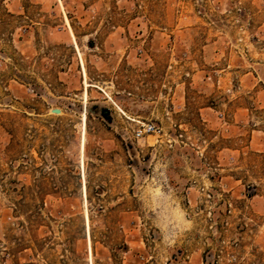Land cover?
Masks as SVG:
<instances>
[{
	"label": "rangeland",
	"instance_id": "obj_1",
	"mask_svg": "<svg viewBox=\"0 0 264 264\" xmlns=\"http://www.w3.org/2000/svg\"><path fill=\"white\" fill-rule=\"evenodd\" d=\"M0 264H264V0H0Z\"/></svg>",
	"mask_w": 264,
	"mask_h": 264
},
{
	"label": "clouds",
	"instance_id": "obj_2",
	"mask_svg": "<svg viewBox=\"0 0 264 264\" xmlns=\"http://www.w3.org/2000/svg\"><path fill=\"white\" fill-rule=\"evenodd\" d=\"M147 190L145 201L148 208H160L158 219L154 221L161 233L163 242L171 244L187 227V220L181 210L174 207V202L170 194L165 192L157 193L154 188Z\"/></svg>",
	"mask_w": 264,
	"mask_h": 264
},
{
	"label": "built area",
	"instance_id": "obj_3",
	"mask_svg": "<svg viewBox=\"0 0 264 264\" xmlns=\"http://www.w3.org/2000/svg\"><path fill=\"white\" fill-rule=\"evenodd\" d=\"M222 117V115H220ZM159 130L156 129L153 125H144L142 130L136 132V137H139L142 133H158ZM233 260H235L233 258Z\"/></svg>",
	"mask_w": 264,
	"mask_h": 264
},
{
	"label": "water",
	"instance_id": "obj_4",
	"mask_svg": "<svg viewBox=\"0 0 264 264\" xmlns=\"http://www.w3.org/2000/svg\"><path fill=\"white\" fill-rule=\"evenodd\" d=\"M54 113H59V110H53Z\"/></svg>",
	"mask_w": 264,
	"mask_h": 264
},
{
	"label": "crops",
	"instance_id": "obj_5",
	"mask_svg": "<svg viewBox=\"0 0 264 264\" xmlns=\"http://www.w3.org/2000/svg\"><path fill=\"white\" fill-rule=\"evenodd\" d=\"M219 115H221V114L219 113Z\"/></svg>",
	"mask_w": 264,
	"mask_h": 264
},
{
	"label": "bare ground",
	"instance_id": "obj_6",
	"mask_svg": "<svg viewBox=\"0 0 264 264\" xmlns=\"http://www.w3.org/2000/svg\"><path fill=\"white\" fill-rule=\"evenodd\" d=\"M88 227V226H87Z\"/></svg>",
	"mask_w": 264,
	"mask_h": 264
}]
</instances>
